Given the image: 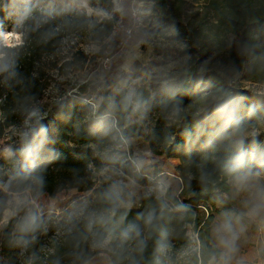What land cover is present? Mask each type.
<instances>
[{
  "label": "trees",
  "instance_id": "obj_1",
  "mask_svg": "<svg viewBox=\"0 0 264 264\" xmlns=\"http://www.w3.org/2000/svg\"><path fill=\"white\" fill-rule=\"evenodd\" d=\"M11 1L2 2L0 12ZM87 1L106 16L30 2L21 26L5 30L21 39L0 43V140L27 127L53 85L63 84L58 77L68 78L104 56L105 40L117 41L123 27L132 25L131 0L122 2L121 23L113 0ZM155 1L160 31L173 42L167 53L170 59L187 56L186 65L154 94L144 87L132 96L112 94L105 84L96 105L79 98L92 95L89 81L73 84L74 98L62 103L63 94L34 122L25 140L0 159V264H87L108 238L112 264H207L220 257L210 230L221 207L237 217L231 180L240 166L264 170V151H256L254 138L231 143V135L240 137L256 125L251 103L261 95L239 90L206 61L211 52L224 50L229 35L239 34L249 59L248 79L264 82V42L253 35L264 26V0H204L192 14L184 0ZM1 29L0 22V34ZM72 37V51L64 55L65 41ZM79 43L99 44L100 51L91 56L75 46ZM143 111L154 115L148 131L129 120ZM134 137H142L152 154L179 161L176 195L144 194L121 207L119 187L98 179L103 161ZM72 190L84 195L60 214L33 203ZM14 194L28 195V201L1 227Z\"/></svg>",
  "mask_w": 264,
  "mask_h": 264
},
{
  "label": "rangeland",
  "instance_id": "obj_2",
  "mask_svg": "<svg viewBox=\"0 0 264 264\" xmlns=\"http://www.w3.org/2000/svg\"><path fill=\"white\" fill-rule=\"evenodd\" d=\"M6 1L8 0H0V4ZM30 2H37L48 7L61 5L85 11L92 16H106L104 9L90 6L87 0H12L5 11L0 12L1 31L20 27L24 6ZM122 2L123 0H113L115 11L121 16V20ZM184 2L187 14L194 13L204 5V0H184ZM133 9L139 10L142 24L137 26L132 18V25L126 26L133 27L134 30L132 38L125 47L122 49L118 47L124 36L115 42L107 39L105 40L107 50L104 56H98L83 69L71 72L68 78L58 77L63 84L53 85L45 100L42 101L40 110L26 122L27 127L13 136L7 135L0 140V159L11 153L13 147L18 146L19 140H25L34 122L44 118L50 110H53V103L61 100L60 96L76 92V88H71L73 84H84L89 81V93L93 96L91 102L96 105L102 99L104 90L102 86L105 84H110L107 90L112 94L123 91L132 96L139 87L149 89L154 94L172 79L178 68L186 65L187 56L170 59L167 53L166 48L172 46L173 42L160 31L157 23L160 10L158 2L131 0V10ZM253 35L257 42L263 43L264 26L254 30ZM239 38V34L229 35L224 50L211 52L206 64L209 67L218 68L239 90L261 95V99L251 103L256 111V125L244 130L240 137L231 135V143L235 146L240 140L252 137L256 142V151L263 152L264 82H253L248 79L249 59L246 56V50L240 45ZM75 41L76 38L73 37L66 39L63 47L64 55L72 51L69 47ZM75 46L91 56L100 51V45L96 43H79ZM106 56L111 58L107 68L103 64V58ZM162 60L165 63H160ZM93 89H96V92H93ZM34 116L36 118L32 120ZM153 116L143 111L131 116L129 120L132 123L140 122L145 131H148L153 124ZM20 146L26 147L25 142ZM131 164L134 167H131ZM178 164L177 159L152 154L148 143L142 137H134L127 143L118 145L112 155L103 161L96 175L99 180L111 179L120 190L119 205L130 207L144 194L164 195L166 191H170L171 194L176 195L181 183L176 169ZM231 186L230 198L237 217H233L224 207L214 214L210 233L212 243L219 248L221 255L217 259H211L207 264H264V170L243 169L231 180ZM82 195L84 194L72 190L67 193L62 192L55 198L42 196L33 203L60 214L75 197ZM26 201H28V195L14 194L12 196L9 208L3 214L1 227L13 215L14 208ZM222 222L231 227L218 234L214 229ZM187 233L193 242L197 241L196 234L191 228ZM111 242V238L106 239L101 245V253L87 264H112L108 254ZM2 261L3 257L0 256V262Z\"/></svg>",
  "mask_w": 264,
  "mask_h": 264
},
{
  "label": "built area",
  "instance_id": "obj_3",
  "mask_svg": "<svg viewBox=\"0 0 264 264\" xmlns=\"http://www.w3.org/2000/svg\"><path fill=\"white\" fill-rule=\"evenodd\" d=\"M132 18L134 19V21L137 24V26H140L142 24L141 17H140V12H139L138 9H133L132 10ZM120 23H121V21H120ZM133 30H134L133 27H123L124 39L118 45V47L120 49H122L123 47H125V45L128 43V41L132 38V36H133ZM0 43L3 44V45H6V43L3 41L2 37L0 38ZM110 59H111L110 56H106L105 58H103V64H104V67L105 68L108 67L109 62H110Z\"/></svg>",
  "mask_w": 264,
  "mask_h": 264
},
{
  "label": "bare ground",
  "instance_id": "obj_4",
  "mask_svg": "<svg viewBox=\"0 0 264 264\" xmlns=\"http://www.w3.org/2000/svg\"><path fill=\"white\" fill-rule=\"evenodd\" d=\"M0 36L2 37L3 41L6 44H16L18 43V41L21 39L20 38V34L16 33V32H10V31H2Z\"/></svg>",
  "mask_w": 264,
  "mask_h": 264
},
{
  "label": "water",
  "instance_id": "obj_5",
  "mask_svg": "<svg viewBox=\"0 0 264 264\" xmlns=\"http://www.w3.org/2000/svg\"><path fill=\"white\" fill-rule=\"evenodd\" d=\"M75 96L72 94V93H69L68 95H66L65 97H64V99L62 100V103L63 102H65L66 100H68L69 98H74ZM81 100H83V101H85V102H87V103H90V104H92V105H94L91 101H92V95L91 96H89V97H84V96H82V97H79ZM36 111H38V109L37 110H35L34 112H32L31 113V115L29 116V117H32L34 114H35V112Z\"/></svg>",
  "mask_w": 264,
  "mask_h": 264
},
{
  "label": "clouds",
  "instance_id": "obj_6",
  "mask_svg": "<svg viewBox=\"0 0 264 264\" xmlns=\"http://www.w3.org/2000/svg\"><path fill=\"white\" fill-rule=\"evenodd\" d=\"M230 227H231V226L228 225L227 223L222 222V223L218 224V225L215 227L214 231H215L216 233L219 234V233H221V232H224V231L229 230Z\"/></svg>",
  "mask_w": 264,
  "mask_h": 264
},
{
  "label": "crops",
  "instance_id": "obj_7",
  "mask_svg": "<svg viewBox=\"0 0 264 264\" xmlns=\"http://www.w3.org/2000/svg\"><path fill=\"white\" fill-rule=\"evenodd\" d=\"M243 169H249V170H251V171H259V170H253V169H251V168H249V167L240 166V167L238 168V174H239L240 171L243 170ZM238 174H237V175H238ZM237 175H236V176H237ZM236 176H235V177H236ZM235 177H234V178H235ZM234 178H233V179H234Z\"/></svg>",
  "mask_w": 264,
  "mask_h": 264
}]
</instances>
